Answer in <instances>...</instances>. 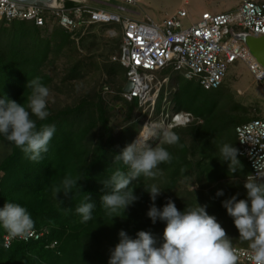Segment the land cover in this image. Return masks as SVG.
I'll use <instances>...</instances> for the list:
<instances>
[{
	"label": "trees",
	"instance_id": "obj_1",
	"mask_svg": "<svg viewBox=\"0 0 264 264\" xmlns=\"http://www.w3.org/2000/svg\"><path fill=\"white\" fill-rule=\"evenodd\" d=\"M72 5L71 2H64L65 8ZM81 32L82 30L68 32L51 21L43 27L28 21H14L10 24L0 21V97L26 103L29 95V90L25 87L27 80L39 76L47 84L50 76L43 69L63 56L74 45L75 38ZM81 64V61L75 62L68 73L71 76L79 75ZM117 66L119 72L111 67V71L107 73L110 76L107 87L114 90L117 96L112 101V106H107L102 92H93L82 96L73 106L62 109L55 115L51 114L47 121L37 122L38 125H56L49 151L43 154V159L39 162L28 160L18 148L0 138V143L7 149L0 160V207L7 201L26 206L35 220L34 230L42 233L39 240L24 242L12 239L5 245L4 236L7 234L0 230V264H107L110 250L118 243L120 230H125L132 237L139 231H147L156 238L158 244L162 242L165 224H152L147 217L152 201L143 188L155 181L158 183L160 176L157 180L140 177L138 181L131 182L136 186L134 195L138 199L125 210L123 217H116L111 221L100 208V197L106 191L103 181L116 167H122L113 164V157L126 146L122 142L125 141L123 137L127 135L132 139L148 115L147 109L139 107L136 99L128 101L124 98L127 71L119 64ZM116 72L121 77L119 84L114 81ZM172 76L177 84L176 90H172V96L177 98L173 100L172 114L184 112L192 117L188 126L172 130L180 129L176 133L179 136L181 133L187 135L190 143L186 145L183 137H180L182 147L167 146L173 160L171 163L161 164L164 180L158 184L163 192L157 197L155 204L163 207L173 190L179 187V182L187 185L194 183L198 190L187 191V198L173 196L170 199L175 202L178 210L183 211L186 206L194 205L196 198L198 204L208 205V213L215 216L222 226L228 219L222 201L233 195H237L238 199L246 197L242 193L246 192L243 188L246 178L229 173L227 163L218 160L215 119L216 112L221 115L222 111L219 112L216 108L215 101L206 99L197 107L185 106L180 98L193 104L194 95L182 88L178 80L182 78L179 73L172 72ZM164 93L165 88L156 101L154 120L167 108L165 102L171 93L167 97ZM116 108L125 113L127 125L113 137L115 128L112 118ZM198 118L203 120L202 125H195L194 119ZM77 121L86 122L81 126ZM223 126L222 124L220 127ZM239 158L245 160L241 156ZM67 175L80 177L79 191L73 189L68 195L61 192L56 196L54 189L61 186ZM221 189L224 195L217 197L216 192ZM189 194L193 197H188ZM86 195L90 196L97 208L94 209L91 221L81 223L75 208ZM52 242H56L54 247H50ZM234 247L248 248L244 245Z\"/></svg>",
	"mask_w": 264,
	"mask_h": 264
},
{
	"label": "clouds",
	"instance_id": "obj_2",
	"mask_svg": "<svg viewBox=\"0 0 264 264\" xmlns=\"http://www.w3.org/2000/svg\"><path fill=\"white\" fill-rule=\"evenodd\" d=\"M25 87L29 90L26 103L0 97V138L18 148L28 160L39 162L49 151V143L56 133L54 123H37L47 121L51 115L50 89L39 76L28 79ZM172 145L183 146L178 133L163 121H148L138 131L137 138L113 157V164L122 167H116L103 181L106 191L100 197V208L106 217L111 221L123 217L125 210L138 199L134 195L136 186L131 182L140 177L155 178L161 164L172 162L173 156L166 147ZM240 155L234 143L222 142L219 146L218 160L227 163L229 173L242 170ZM249 156L256 171L244 180L246 197L238 199L233 195L223 200L222 206L232 218L239 240L247 242L251 264H264V155L253 157L249 153ZM80 180L79 176H65L61 186L54 189L56 196L61 192L68 195L73 189L79 191ZM191 187L193 191L194 186ZM143 188L152 201L147 217L152 224H165L162 242L158 244L147 231H139L132 237L120 230L118 243L110 250L107 264H237L233 240L216 217L208 213L207 204H198L195 198L194 205L181 211L169 199L163 207H157L155 201L163 192L161 187L152 183ZM223 195L222 189L216 192L217 197ZM96 208L95 202L86 195L75 213L81 223H87L93 219ZM34 228L35 220L26 206L7 201L0 207V230L10 239L27 238ZM55 245L56 242H52L50 247Z\"/></svg>",
	"mask_w": 264,
	"mask_h": 264
},
{
	"label": "built area",
	"instance_id": "obj_3",
	"mask_svg": "<svg viewBox=\"0 0 264 264\" xmlns=\"http://www.w3.org/2000/svg\"><path fill=\"white\" fill-rule=\"evenodd\" d=\"M65 1L73 5L65 8ZM117 1L137 5L142 0ZM235 2L234 9L220 14L204 12L197 22L187 27L182 24V19L189 17L185 8L156 24L150 19L139 21L92 7V4L101 3L98 0H60V6L55 9L0 0V21L6 24L28 21L39 27L51 21L68 32L94 25H118L120 53L113 60L126 69V84H131L123 96L128 101L136 99L139 107L152 113L159 94L169 84L168 77L156 76L165 69L171 68L183 79L195 81L204 91H212L221 87L229 66L242 61L257 82L264 81L263 68L250 56L247 46L235 38L239 33L256 38L264 36V0ZM116 9L126 11L122 7ZM191 120V115L184 112L160 114V121L171 129L186 127ZM235 135L240 156L248 163L250 174L255 175L249 153L253 157L264 155V117L236 126ZM41 236L42 233L34 230L27 238L15 239L26 242ZM11 240L5 235V245ZM234 251L238 256L237 264H251L249 248L234 247Z\"/></svg>",
	"mask_w": 264,
	"mask_h": 264
},
{
	"label": "rangeland",
	"instance_id": "obj_4",
	"mask_svg": "<svg viewBox=\"0 0 264 264\" xmlns=\"http://www.w3.org/2000/svg\"><path fill=\"white\" fill-rule=\"evenodd\" d=\"M98 1L101 3L92 4V7L139 21L150 19L156 24H161L165 19L174 16L181 8H185L189 17L182 19L184 27L189 26L192 22H197L204 12L210 14L224 13L234 9L236 3L235 0H142L137 5H127L117 0ZM116 7H122L126 11L122 12L116 9ZM119 33L120 29L118 25L115 24L89 26L82 30L79 37L75 38L74 45L68 48L63 56L55 59L53 65L43 69V72L50 76V81L47 82L46 85L50 89L48 109L52 115L61 112L62 109L73 106L82 96L86 94L91 95L93 92H102L107 106H112V101H114L117 96L114 90L107 87V85L110 84V76H108L107 73L111 71V67L113 70L118 71L117 64H119V62L113 59H117L120 53L119 45L121 43V36ZM78 61L82 62V68H80L81 72L79 75L71 76L68 73L69 69ZM118 72H116L117 75L114 77L116 84H119L121 81ZM172 72L170 68L156 73V76L160 79L163 77L169 78V84L165 87L164 93L166 97L167 94L171 93V96H169L165 102L167 108L164 113L167 114L173 113V100L176 98L172 96V90L175 91L177 87ZM178 80L183 89H188L190 94L194 95L193 104L192 102H186L185 99L181 100L180 98V102L185 106L190 105L192 107H197L206 99H212L216 103V108L220 110L219 112L222 111V116L216 112L217 117L215 119L217 128V135L215 137L218 141V149L222 142L234 143V147L237 148L235 127L248 123L255 118L264 117V81L261 83L257 82L242 61H237L229 66L226 78L222 84L223 86L218 90L209 92L203 91L195 81H186L181 77ZM102 89L103 91H101ZM161 103L162 101L159 102V104ZM118 110L119 108L115 109L113 114L114 117L112 118V123L115 128L113 137L119 134V132L122 131L121 128L127 125L125 124V113L123 111L119 112ZM154 111L155 110L149 113L150 110H146L148 115L146 119H143L142 124L137 129L138 131L148 121H160V114L156 120L153 119ZM77 122H80L82 124L81 126H83L86 121ZM194 122L195 125H202L203 120L198 118L194 119ZM222 124L224 126L220 127ZM137 130L135 129V131ZM179 130L180 129H177L175 132ZM125 136L126 137H123L125 141L122 140V142L127 145L137 138L138 132L133 135L132 139L130 136ZM180 137H183V142L189 145L190 139L187 138V135L184 136V134L181 133ZM156 142L157 141H153L154 144ZM172 147H174V145L169 148ZM6 153L7 149L0 143V160ZM239 159L241 160L243 168L236 174L238 177L244 179L250 174V169L245 160ZM160 167L161 165L159 168ZM163 176L161 170L155 178L157 180V177H159L158 181L162 182V180H164L162 179ZM156 182L157 181L153 183ZM227 182L230 181H226V183ZM191 185L194 186L193 191L198 190L197 184L189 183V185H187L182 181L179 182V187L173 190L169 199L173 196L179 199L181 197L187 198V191H192ZM242 193L246 195L245 191H242ZM188 197L192 198L193 196L189 194ZM243 198H245V196ZM169 199L167 198V200ZM222 227L225 229L227 236L233 240L234 245H244L248 247L247 242L239 240V233L233 224L232 218L228 216V219L226 222L224 221Z\"/></svg>",
	"mask_w": 264,
	"mask_h": 264
},
{
	"label": "water",
	"instance_id": "obj_5",
	"mask_svg": "<svg viewBox=\"0 0 264 264\" xmlns=\"http://www.w3.org/2000/svg\"><path fill=\"white\" fill-rule=\"evenodd\" d=\"M22 5H32L45 9H55L60 6V0H12ZM236 40L242 41L248 48L250 54L258 61L264 70V36L256 38L247 33L235 35ZM131 84L127 83L123 92H128Z\"/></svg>",
	"mask_w": 264,
	"mask_h": 264
},
{
	"label": "bare ground",
	"instance_id": "obj_6",
	"mask_svg": "<svg viewBox=\"0 0 264 264\" xmlns=\"http://www.w3.org/2000/svg\"><path fill=\"white\" fill-rule=\"evenodd\" d=\"M250 54V52H249ZM250 56L256 61V63H258V61L250 54ZM259 64V63H258ZM260 65V64H259ZM261 66V65H260ZM262 67V66H261Z\"/></svg>",
	"mask_w": 264,
	"mask_h": 264
}]
</instances>
